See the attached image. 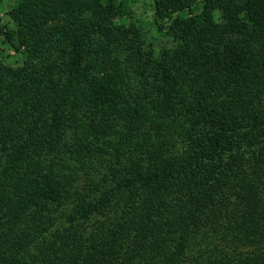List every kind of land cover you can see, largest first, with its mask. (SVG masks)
Listing matches in <instances>:
<instances>
[{
    "label": "trees",
    "instance_id": "1",
    "mask_svg": "<svg viewBox=\"0 0 264 264\" xmlns=\"http://www.w3.org/2000/svg\"><path fill=\"white\" fill-rule=\"evenodd\" d=\"M136 1L0 24V264H264V0Z\"/></svg>",
    "mask_w": 264,
    "mask_h": 264
},
{
    "label": "rangeland",
    "instance_id": "2",
    "mask_svg": "<svg viewBox=\"0 0 264 264\" xmlns=\"http://www.w3.org/2000/svg\"><path fill=\"white\" fill-rule=\"evenodd\" d=\"M14 3V0H0V24L9 23V16L7 11L10 6ZM152 14V8L149 5L148 0H137L136 3L131 7L130 17H123L119 20V23L123 24L124 28H141L144 30L145 38L148 43H153L155 46H160L167 42L165 37L157 35L148 24ZM19 55L11 51L0 41V60L4 63H13L15 59H18Z\"/></svg>",
    "mask_w": 264,
    "mask_h": 264
}]
</instances>
